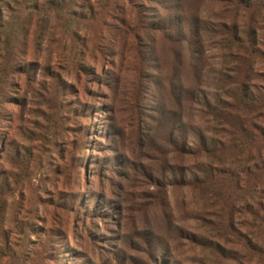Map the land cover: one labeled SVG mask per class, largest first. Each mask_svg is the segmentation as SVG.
I'll return each mask as SVG.
<instances>
[{
  "label": "rangeland",
  "instance_id": "rangeland-1",
  "mask_svg": "<svg viewBox=\"0 0 264 264\" xmlns=\"http://www.w3.org/2000/svg\"><path fill=\"white\" fill-rule=\"evenodd\" d=\"M179 1L57 0L52 13L39 0L26 47L31 76L0 112L1 175L14 171L0 235L33 233L23 244L42 254L35 264L212 263L194 237H210L218 219L172 172L180 156L168 165L165 111L180 115L173 85L209 89L221 68L219 36L204 34L188 50L148 30L167 22L174 35ZM180 4L203 27L220 21L213 1ZM199 48L205 54L192 58Z\"/></svg>",
  "mask_w": 264,
  "mask_h": 264
},
{
  "label": "trees",
  "instance_id": "trees-1",
  "mask_svg": "<svg viewBox=\"0 0 264 264\" xmlns=\"http://www.w3.org/2000/svg\"><path fill=\"white\" fill-rule=\"evenodd\" d=\"M207 1L222 7L220 21L207 27H203L206 21L186 15L181 0L180 15L169 24L174 35L167 34V22L149 23L148 30L152 27L188 50L200 46L204 34L215 36L218 31L219 36L221 68L209 89L171 87L181 116L165 111L171 115L166 143L174 157L168 165L176 167L175 156H180L182 163L172 172L202 199L203 213L218 219L210 237H194L211 251V264H264V0ZM38 2L0 0V112L15 98L13 87L21 77L31 76L34 63L25 57L32 25L39 29ZM58 5L57 0H43L42 8L55 13ZM203 54L205 50L196 49L192 58ZM4 119L0 114V131ZM1 171L0 200L3 194L13 193L14 175L7 170L4 177ZM25 234L33 235L25 228L0 235V257L8 258L9 264H35L42 255L23 244ZM46 238V233H40L42 249Z\"/></svg>",
  "mask_w": 264,
  "mask_h": 264
}]
</instances>
